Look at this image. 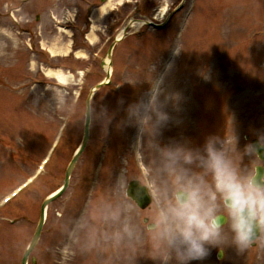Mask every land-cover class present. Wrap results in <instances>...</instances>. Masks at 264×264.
Segmentation results:
<instances>
[{
    "label": "rangeland",
    "instance_id": "rangeland-1",
    "mask_svg": "<svg viewBox=\"0 0 264 264\" xmlns=\"http://www.w3.org/2000/svg\"><path fill=\"white\" fill-rule=\"evenodd\" d=\"M99 3L33 0L19 15H27L28 26L39 31L47 45L56 37L67 44L64 34L37 21L46 20L54 6L59 13L71 8L81 28L87 8L95 9ZM6 5L15 7L9 0H0L2 15ZM187 10H192L190 15ZM131 20L163 26L160 30L133 26L114 48L110 84L93 94L88 143L68 189L47 209L39 242L30 255L35 264H161L153 258L142 223L144 218L151 222L155 215L157 190L162 199L171 182L162 171L157 145H182L194 153L203 152L211 137L242 171L257 161L245 152L248 143L244 136L264 141V0H111L99 24L103 34L98 35L95 46L83 44L80 33H74L76 47L86 52L83 61L49 62L38 53L35 63L29 64L21 42L15 50L18 53H12L15 36L4 21L0 55L9 58V66L0 67V264H21L41 202L63 184L66 167L81 142L86 98L105 77L100 60ZM70 29L75 32L77 28ZM35 41L33 38V52H37ZM174 48L177 51H173L168 69L160 72ZM41 64L70 70L72 81L59 88L54 80H43L41 73H34ZM77 69L83 71L81 79L73 72ZM156 78L163 79L169 97L164 108L169 119L157 135L150 136L139 131L128 108L145 98ZM105 118H110L106 132L101 122ZM45 160L48 164L40 171ZM185 167L190 172L202 171L198 162ZM35 176L27 189L2 205L3 198ZM206 179L210 181V177ZM132 180L146 183L152 191L154 205L147 210H137L125 198L126 185ZM117 210L118 219H111ZM78 219L82 223L74 230ZM223 229V250L212 248L205 259L191 264H264V231L254 248L239 251L231 242L228 223ZM218 251L223 252L221 260L216 259Z\"/></svg>",
    "mask_w": 264,
    "mask_h": 264
},
{
    "label": "clouds",
    "instance_id": "clouds-1",
    "mask_svg": "<svg viewBox=\"0 0 264 264\" xmlns=\"http://www.w3.org/2000/svg\"><path fill=\"white\" fill-rule=\"evenodd\" d=\"M167 99L163 79L156 78L145 98L129 106V118H134L141 133L155 136L166 124ZM109 119L101 121L105 132ZM157 148L162 171L171 177V182L162 199L157 190L159 206L151 222L144 225L153 258L161 264H191L205 259L212 248L223 250L221 214L227 219L231 242L239 251L249 247L257 231H264V172L258 171V161L242 171L211 137L203 152L194 153L182 145ZM257 148H264V141L246 145L245 152L255 156ZM194 162H198L201 172H190L185 167ZM118 216V210L111 213L113 220ZM114 235L120 238L119 233Z\"/></svg>",
    "mask_w": 264,
    "mask_h": 264
},
{
    "label": "water",
    "instance_id": "water-1",
    "mask_svg": "<svg viewBox=\"0 0 264 264\" xmlns=\"http://www.w3.org/2000/svg\"><path fill=\"white\" fill-rule=\"evenodd\" d=\"M114 44L110 47L109 49V52H108V56H110L111 54V51H112V48H113ZM101 85H98L96 86V89H98ZM90 98H91V94L89 95L88 99L86 100V113H85V123H84V135H83V139H82V143L79 147V149L77 150V152L74 154L72 160L70 161L68 167H67V170H66V173H65V179H64V185L62 187V189L57 192L56 194H54L53 196L47 198L41 205V210H40V219H39V222H38V225H37V228L35 230V233L33 235V238L29 244V247L28 249L26 250L25 254H24V258L22 260V264H26V261H27V257L29 255V253L31 252V250L34 248V246L36 245L37 241H38V238H39V235H40V231L42 229V226H43V222H44V211L46 209V207L52 203L54 200H56L59 196L62 195V193L65 191V189L67 188L68 186V182H69V178H70V174L80 156V154L82 153L86 143H87V140H88V125H89V122H90V109H89V104H90ZM257 150H259L257 148ZM259 153V156L261 157H264V151L263 150H259L258 151ZM261 172V171H260ZM132 196L134 197V200L137 202V204L143 208L147 205V201L145 199V197L143 196L142 194V191L138 188H136V190H134L132 192ZM136 197V199H135ZM220 224H224L225 220L223 218H220L219 220ZM258 236V231L256 233V237Z\"/></svg>",
    "mask_w": 264,
    "mask_h": 264
},
{
    "label": "bare ground",
    "instance_id": "bare-ground-1",
    "mask_svg": "<svg viewBox=\"0 0 264 264\" xmlns=\"http://www.w3.org/2000/svg\"><path fill=\"white\" fill-rule=\"evenodd\" d=\"M108 6V3L106 5H104L98 12L99 15L101 14H104L105 12H107V7ZM134 21H132L130 23V25L132 26L134 23ZM142 24V23H141ZM67 34V33H66ZM68 35H70V33H68ZM94 33H90V39L93 40L94 38ZM50 52L51 54H66L68 52V47L66 48V46H62V47H56V46H53L51 49H50ZM78 56H83L82 52H78L77 53ZM107 63V62H106ZM109 67V66H108ZM107 70V69H106ZM108 71V70H107ZM45 76L48 77V78H53V79H56L59 84L61 85H67L68 82L70 81L69 79H71L72 77L70 75L66 76L64 75L62 72L60 71H51V70H47L45 71ZM80 228V222H76L73 226V229H79Z\"/></svg>",
    "mask_w": 264,
    "mask_h": 264
}]
</instances>
